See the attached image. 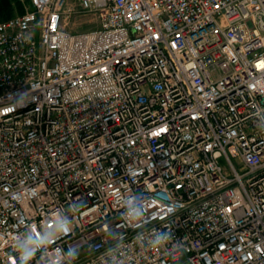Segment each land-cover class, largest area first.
Wrapping results in <instances>:
<instances>
[{
	"label": "built area",
	"instance_id": "1",
	"mask_svg": "<svg viewBox=\"0 0 264 264\" xmlns=\"http://www.w3.org/2000/svg\"><path fill=\"white\" fill-rule=\"evenodd\" d=\"M69 1L0 17V264H264V0Z\"/></svg>",
	"mask_w": 264,
	"mask_h": 264
},
{
	"label": "clouds",
	"instance_id": "2",
	"mask_svg": "<svg viewBox=\"0 0 264 264\" xmlns=\"http://www.w3.org/2000/svg\"><path fill=\"white\" fill-rule=\"evenodd\" d=\"M139 215V213H137ZM55 232L68 234L71 231L70 223L67 220H59L53 226ZM54 233H41L39 230L36 234L27 237L21 244L19 250V264H29V261L35 256L41 245L51 243ZM167 234H161L157 237L156 243H162L168 239ZM78 247L72 246L68 249L67 254L73 258L78 255Z\"/></svg>",
	"mask_w": 264,
	"mask_h": 264
},
{
	"label": "rangeland",
	"instance_id": "3",
	"mask_svg": "<svg viewBox=\"0 0 264 264\" xmlns=\"http://www.w3.org/2000/svg\"><path fill=\"white\" fill-rule=\"evenodd\" d=\"M18 1L22 6V10H23V6L27 7V0H18ZM69 4L74 5V0H70ZM17 14L19 13L15 9L14 3L12 2L11 8L9 10L0 12V17L2 19H5V18L13 17ZM96 25L97 24L94 21V18L92 17L82 16V15H79V16L73 15V16H70V18L68 19L67 29L72 31L73 33H81V32H86L91 29H94Z\"/></svg>",
	"mask_w": 264,
	"mask_h": 264
},
{
	"label": "trees",
	"instance_id": "4",
	"mask_svg": "<svg viewBox=\"0 0 264 264\" xmlns=\"http://www.w3.org/2000/svg\"><path fill=\"white\" fill-rule=\"evenodd\" d=\"M14 3L15 9L19 14L23 12L22 6L18 0H0V12L7 11L11 8V3Z\"/></svg>",
	"mask_w": 264,
	"mask_h": 264
}]
</instances>
